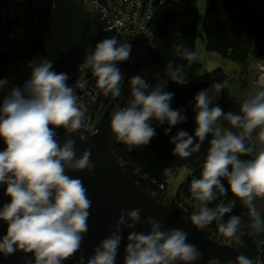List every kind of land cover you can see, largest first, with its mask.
Listing matches in <instances>:
<instances>
[{
  "label": "clouds",
  "instance_id": "1",
  "mask_svg": "<svg viewBox=\"0 0 264 264\" xmlns=\"http://www.w3.org/2000/svg\"><path fill=\"white\" fill-rule=\"evenodd\" d=\"M176 55L189 64L201 59L198 50L177 45ZM131 45L116 37L103 39L85 56L84 63L97 77L98 85L107 96L121 95L120 82L124 77L117 62L129 59ZM30 78L22 87H12L0 102V139L6 146L0 150V185L9 203L0 206V221L7 231L0 237V254L9 256L16 251L32 253L25 264H63L81 251L88 232L92 200L83 179L70 172L92 173L91 149L77 156L76 140L71 138L83 126L88 107L76 89H83L87 81L79 78L69 86L66 73H57L49 59L30 61ZM184 64L169 61L168 79L178 85L188 83ZM130 98L125 106H116L110 113V129L115 138L131 151L146 146L155 137L152 122L171 127L186 120L183 109L171 108L174 93L165 91L167 80L155 87L142 75L129 78ZM227 81L213 83L195 97L196 128L193 135L179 130L171 137L173 154L188 158L198 152L207 140L209 147L200 172L190 181V193L195 211L190 222L197 230H204L214 221L218 232L230 241L243 244V220L231 214L239 200L250 218L249 235L264 231V211L255 201H264V87L242 100L239 113H227L218 105L219 93ZM9 81L0 79V91ZM223 119L231 126L222 129ZM57 128L66 132L61 143ZM231 129H237L233 131ZM259 129L257 141L252 133ZM98 131V130H97ZM209 137H211L209 139ZM259 147H256V143ZM248 156V159L241 157ZM227 181L226 188L223 181ZM229 191L236 198L220 199ZM142 209H121L109 234L93 248L92 255L79 256L76 264H116V257L124 229L127 235L123 264H197L203 253L195 244L188 243L189 233L180 228L166 229L161 221L151 216L141 221ZM148 226V231H136L137 224ZM207 264H221L211 257ZM224 264H253L246 255Z\"/></svg>",
  "mask_w": 264,
  "mask_h": 264
},
{
  "label": "trees",
  "instance_id": "2",
  "mask_svg": "<svg viewBox=\"0 0 264 264\" xmlns=\"http://www.w3.org/2000/svg\"><path fill=\"white\" fill-rule=\"evenodd\" d=\"M259 4L264 6V0H207L201 19L207 51L216 52L228 61L238 63L243 75L249 71L254 57L264 62V15L259 11ZM154 11L153 18L149 21L152 46L146 52L143 60L126 66L127 69H124V80L120 82L123 94L119 96V106H125L130 98V77L142 75L153 87L160 80H167L164 90L174 93L170 102L171 108L173 110L183 109L186 120L172 126L171 131L167 134L165 131L169 128L167 122L160 125L153 121L155 137L148 145L134 147L131 151L114 136L112 151L119 157L125 170L139 182L142 188L163 202H169L172 196H175L184 209L183 217L190 218L195 211V202L189 190L190 181L194 176L199 178L209 144L206 140L198 152H193L188 158H180L173 154L174 144L170 143V139L179 130L187 131L189 135H193L196 128L195 112L193 111L194 97L199 91L209 88L215 82L228 81L232 78L221 68L205 73L202 70L200 59L189 64L176 55L177 45L197 50V26L200 22L197 0L167 2L157 6ZM108 38L110 35L104 30L93 34L88 41V53L94 51L97 42ZM169 61L185 65L184 70L189 78L187 84L178 85L168 79L166 64ZM243 99L230 96L226 87L221 90L219 99L212 106L218 105L225 113L229 111L239 113V106ZM221 122L223 126L231 128L227 121L221 119ZM231 130L238 131L237 129ZM258 133L259 129L252 133L253 141H257ZM256 147H259L258 142ZM241 158L248 159L250 157L243 156ZM182 170L186 171V177L172 195L169 181L171 176L177 175ZM223 183L227 188V181L225 180ZM220 199L227 202L236 198L229 191L227 196H218V200L210 206L214 207ZM246 211L237 200L233 212L225 216V220H227L228 215H240L243 220L244 235L241 237L243 244H238L235 241L232 243L238 251L251 260L264 264V231L249 235L251 230L247 225L250 218L246 215ZM205 230L211 238L229 242L218 232L215 221Z\"/></svg>",
  "mask_w": 264,
  "mask_h": 264
},
{
  "label": "water",
  "instance_id": "3",
  "mask_svg": "<svg viewBox=\"0 0 264 264\" xmlns=\"http://www.w3.org/2000/svg\"><path fill=\"white\" fill-rule=\"evenodd\" d=\"M53 8L46 13L42 22L33 33L32 41L18 52L11 54L0 52V79H7L9 84L0 91V102L12 87H22L30 78L31 69L28 63L41 58L49 59L57 73H68L78 62L84 61L88 54V41L93 34L102 30L101 18L91 9L85 8L80 0H54ZM119 97L104 99L94 122L92 134L88 138L80 136L77 132L71 134L76 140L77 156L90 148L91 161L94 164L92 173L70 172L71 176L83 179L88 189V197L92 200L90 217L88 219V232L81 245V251L72 259L63 264H76L79 256L85 258L92 255V250L105 238L121 209H142L141 221L151 216L161 221L164 228H180L189 233L188 243L195 244L203 253V259L197 264H207L211 257H218L221 264L225 261L235 260L243 254L233 243H226L213 239L206 230H197L190 222V218L183 217L184 209L175 196L169 202L156 199L141 187L139 182L125 170L119 157L112 151L114 135L110 129V113L119 106ZM98 130V131H97ZM57 139L63 143L66 132L57 128ZM6 146L0 139V150ZM4 185H0V206L10 202L4 195ZM258 209L264 211V201L259 200ZM136 231H148V226L138 223ZM7 231V224L0 221V237ZM130 229H124L116 264H123L124 248ZM32 253L16 251L14 254L4 256L0 254V264H25ZM253 264H259L252 260Z\"/></svg>",
  "mask_w": 264,
  "mask_h": 264
},
{
  "label": "built area",
  "instance_id": "4",
  "mask_svg": "<svg viewBox=\"0 0 264 264\" xmlns=\"http://www.w3.org/2000/svg\"><path fill=\"white\" fill-rule=\"evenodd\" d=\"M177 0H80L85 8L91 9L101 18L102 30L110 38L116 37L120 42L131 45L128 60L117 62L122 75L126 66L140 62L146 52L151 48L152 33L149 21L153 18L154 9L167 2ZM54 0H0V52L11 54L18 52L23 46L32 41L33 33L53 8ZM261 68H264L262 66ZM258 74L257 81L263 82ZM68 85H75L79 78L87 81L85 88L76 89L77 95L83 98L88 107L81 129L77 131L80 136H91L94 122L99 108L98 100L102 89L98 85L97 77L87 67L84 61L78 62L68 73Z\"/></svg>",
  "mask_w": 264,
  "mask_h": 264
},
{
  "label": "rangeland",
  "instance_id": "5",
  "mask_svg": "<svg viewBox=\"0 0 264 264\" xmlns=\"http://www.w3.org/2000/svg\"><path fill=\"white\" fill-rule=\"evenodd\" d=\"M199 4V3H198ZM259 11L262 15H264V6H262L261 4H259ZM199 27V26H198ZM259 64L258 67H255L254 70H256L258 73L262 74L260 71L262 70L264 72V68H261L262 66H264V62L257 60ZM127 68L125 67V70ZM124 72V71H123ZM228 74L230 75L229 77L232 78L230 80H228L227 82V92L230 96H237L240 98H246L250 93H253L254 91L264 87V81L260 82V80L257 81V79L255 80L256 74L251 73V72H246L241 73V70L239 69L238 72H234V71H228ZM261 79H264L263 76H261ZM121 87V95L123 94V90H122V86L120 84ZM120 95V96H121ZM108 97H112L111 94L109 95H105L104 91L102 89V94L101 97L98 100V105L100 106L102 101ZM218 126L221 127L222 129H228L226 126H223L221 120L218 121ZM186 171H181L179 172L177 175L175 176H171V179L169 181V187H170V193L173 195L176 190H177V186L179 184L182 183V181L184 180V178L186 177ZM167 203V202H166ZM255 203H259V199H257L255 201ZM230 243H232L233 241H230ZM227 242V243H229Z\"/></svg>",
  "mask_w": 264,
  "mask_h": 264
},
{
  "label": "crops",
  "instance_id": "6",
  "mask_svg": "<svg viewBox=\"0 0 264 264\" xmlns=\"http://www.w3.org/2000/svg\"><path fill=\"white\" fill-rule=\"evenodd\" d=\"M207 0H197L198 4V9L200 13V22L197 26V50L201 53V59L200 63L202 64V70L203 72H211V70H214L216 68H221L224 70L226 74H228V71H234L238 72L239 69L241 70V66L238 63L235 62H230L227 59L223 58L216 52L212 51H207L206 49V40H205V35L204 32L202 31V23L201 19L203 17V14L205 12V5H206ZM260 63H258L257 59L254 57L250 66V69L248 71L251 73L256 74L255 80L258 76V72L255 69V67H258ZM229 75V74H228ZM230 76V75H229Z\"/></svg>",
  "mask_w": 264,
  "mask_h": 264
}]
</instances>
